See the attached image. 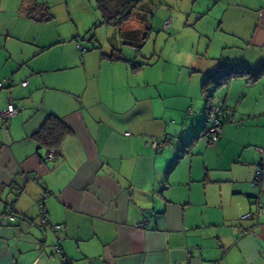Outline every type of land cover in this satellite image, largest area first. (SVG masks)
<instances>
[{
    "label": "crops",
    "instance_id": "1",
    "mask_svg": "<svg viewBox=\"0 0 264 264\" xmlns=\"http://www.w3.org/2000/svg\"><path fill=\"white\" fill-rule=\"evenodd\" d=\"M36 1L50 18L0 2V112L18 110L0 113V264H264V73L215 90L221 135H201L204 80L264 68V0H141L120 25ZM49 115L71 130L53 159L33 138Z\"/></svg>",
    "mask_w": 264,
    "mask_h": 264
},
{
    "label": "trees",
    "instance_id": "2",
    "mask_svg": "<svg viewBox=\"0 0 264 264\" xmlns=\"http://www.w3.org/2000/svg\"><path fill=\"white\" fill-rule=\"evenodd\" d=\"M140 2L141 0H95V6L101 13L102 23H116L120 25L131 17L133 11ZM38 13L39 16H37ZM28 14L38 20L51 17L49 7L46 4L38 3L36 0H31ZM132 65L135 67V64ZM262 73H264V68L256 72L236 69L222 72L218 76H208L201 87L207 101V110H210L213 106V92L221 85L227 83L232 77L247 75L251 81H255ZM223 121L222 117V124ZM70 133L71 130L59 117L49 115L40 128L33 134V138L36 140L39 147L57 150L64 138Z\"/></svg>",
    "mask_w": 264,
    "mask_h": 264
},
{
    "label": "built area",
    "instance_id": "3",
    "mask_svg": "<svg viewBox=\"0 0 264 264\" xmlns=\"http://www.w3.org/2000/svg\"><path fill=\"white\" fill-rule=\"evenodd\" d=\"M169 20L166 21V25L169 24ZM80 52L84 53L87 49L84 46H79ZM28 81L25 80L22 82V85H27ZM5 85V80L0 81V88H2ZM18 112L15 105L9 101L5 108L1 110V118L3 124H6L8 120H10L16 113ZM222 130V114H221V108L218 105H213L210 110L207 112V125L202 130L201 135L205 138L206 143L209 145L214 144L218 138L221 135ZM170 142L169 137L166 135L161 137H150L146 144L149 145L151 148H153L155 151L162 150L164 146ZM260 159L258 162L257 167L254 170V174L252 177V180L250 182L251 186L258 187L262 185V182H264V148H258ZM56 155L55 149H48L46 153V157L48 159H53ZM47 198V193H44L40 199L37 201V209L40 215V219L45 222V208H44V202ZM262 211V208L257 207L256 214L253 215L251 213L244 214V218H252L253 216L258 215ZM142 225V224H140ZM51 228L53 230H59L60 226L55 224L52 225ZM242 233L251 232L248 228H242L240 229ZM53 249L55 252H59L60 247V238L57 237L56 244L53 246ZM187 264V263H183Z\"/></svg>",
    "mask_w": 264,
    "mask_h": 264
},
{
    "label": "rangeland",
    "instance_id": "4",
    "mask_svg": "<svg viewBox=\"0 0 264 264\" xmlns=\"http://www.w3.org/2000/svg\"><path fill=\"white\" fill-rule=\"evenodd\" d=\"M88 1L89 0H50V3L53 5V8H55V10H56V12H54L55 15H56L55 17H57V19H59L60 17L58 18L59 15H57V13L59 14L60 11H62L63 14L65 15L66 14V9H65L66 4H68L73 11H77L79 9V12H80L81 9L84 7V5H86L88 3ZM0 2H2V3L3 2L4 3L5 2H12V0H0ZM54 25H57V26H54V27H59L60 21L57 20ZM111 29H112V27L110 28L109 31L112 32ZM108 34L113 35V32L112 33L109 32ZM149 44H147V47H149ZM86 46L89 47V45L87 43H86ZM125 47L127 48L129 46L126 45Z\"/></svg>",
    "mask_w": 264,
    "mask_h": 264
}]
</instances>
